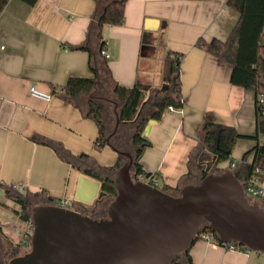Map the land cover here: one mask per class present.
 <instances>
[{"label":"crops","instance_id":"0c3cea01","mask_svg":"<svg viewBox=\"0 0 264 264\" xmlns=\"http://www.w3.org/2000/svg\"><path fill=\"white\" fill-rule=\"evenodd\" d=\"M225 1L126 0L123 23L97 29L94 0H36L32 5L9 0L0 14V184L22 186L26 194H41L58 206L65 201L75 210L98 200L99 182L43 143L61 145L73 156L88 155L102 168L118 161L110 147L96 150L95 124L61 97L60 88L69 77H93L89 54L79 49L84 42L123 87L138 83L160 88L165 57L178 54L181 113L166 111L148 124L150 145L137 161L145 173L142 181L174 193L189 168L197 180L191 156L201 147L207 114L242 136L235 141L232 161L216 166L235 170L256 143L254 95L230 84V69L195 45L199 39L224 42L230 36L239 13ZM100 42L108 58L99 54ZM31 86L50 100L31 96ZM260 185L263 195L254 203L264 208V172ZM15 206L0 187V236L13 247L18 245L13 238L18 224L27 223L12 213ZM27 232L26 225L21 244ZM189 255L193 264H264L258 253L209 244L200 236Z\"/></svg>","mask_w":264,"mask_h":264},{"label":"trees","instance_id":"16d2710c","mask_svg":"<svg viewBox=\"0 0 264 264\" xmlns=\"http://www.w3.org/2000/svg\"><path fill=\"white\" fill-rule=\"evenodd\" d=\"M9 0H0V14ZM29 5L36 0H22ZM95 11L93 23L97 29L105 25H120L124 21V5L126 0H94ZM226 5L239 13V20L226 41L211 40L205 42L199 39L196 46L204 48L217 60L221 67L230 69V84L252 92L255 99V145L245 152L241 164L233 170L235 177L245 190L249 182L262 179L264 172V104L258 103V97L264 100V0H226ZM99 37V35H97ZM100 42L99 54L104 48ZM89 54L88 67L93 74L92 78L69 77L60 88L62 99L77 108L84 118L91 120L97 128V137L94 142L96 150L112 147L117 150H129L133 156L131 176L138 181L139 175H145L138 158L142 151L150 144L145 137V131L150 122L158 121L168 107L178 110L182 107L179 81L178 54L165 57L164 84L167 90L160 88L150 90L147 86L134 84L131 87L120 86L111 76L106 61H100L93 54L86 42L79 47ZM116 127V130L114 131ZM201 147L191 158H194V167L198 177L192 178V168L181 181V185L196 184L209 173H222L228 168L216 169V166L225 161L231 162V151L235 141L242 137L232 127L214 122L212 115L205 116L200 129ZM36 141V138H33ZM45 145L53 147L57 155L71 167L81 171L99 182V196L92 205H84L77 209L92 218L101 215H92L94 206L101 204L105 207L115 196L112 172L119 168L124 157L119 156L113 167L102 168L88 155L73 156L61 145L51 144L43 140ZM250 162H248V158ZM190 158V159H191ZM121 163V164H120ZM258 169L260 173L255 172ZM192 181V182H191ZM5 195L18 207L12 213L23 222H31L30 204H54L56 202L41 194H26L14 187L3 185ZM163 191H166L163 190ZM176 192L171 194H176ZM167 192V191H166ZM200 231H208L213 239L221 245L208 226L201 227ZM198 237V236H197ZM30 236L27 238L29 243ZM241 249H245L241 247ZM12 257L18 256L20 246H10ZM190 250V249H189ZM189 250L177 256L172 264H193ZM11 257V258H12Z\"/></svg>","mask_w":264,"mask_h":264},{"label":"water","instance_id":"95a60500","mask_svg":"<svg viewBox=\"0 0 264 264\" xmlns=\"http://www.w3.org/2000/svg\"><path fill=\"white\" fill-rule=\"evenodd\" d=\"M110 148L125 160L112 172L115 196L106 216L32 206L29 250L6 264H172L203 226L221 243L244 247L264 261V208L249 201L232 170L209 173L171 194L134 181L130 151Z\"/></svg>","mask_w":264,"mask_h":264},{"label":"built area","instance_id":"2783aa9c","mask_svg":"<svg viewBox=\"0 0 264 264\" xmlns=\"http://www.w3.org/2000/svg\"><path fill=\"white\" fill-rule=\"evenodd\" d=\"M0 49H3V47H0ZM101 54L105 58H108V54H107V52L105 50H102ZM29 91H30L31 96L36 97V98H40V99H42L44 101H49L50 98H51V96L49 94H45V93H42V92L38 91L37 89L34 88V86H31ZM257 100H258L259 104H264V100H263L262 96H259ZM167 111L181 113V111L179 109L176 110V109H174L171 106L168 107ZM263 140H264V138H263ZM255 172L260 173V171L258 169H256ZM143 179H144V175H139L138 180H143ZM14 187L16 189H18V190H21V189L24 188L22 186H15V185H14ZM244 192H245L247 197L248 196L260 197L261 195H263V188L260 185V180H253V181L249 182V184L246 187V189L244 190ZM60 206L69 207L70 205H67V202L63 201V202H61ZM26 225H27L28 232L26 233V235L24 237L26 242L23 245H24L25 248L28 249L30 244L27 242V238L31 234L32 224H31V222H27ZM198 236H200V238H202L204 241H206L209 244L216 243V241L213 239V237L211 236V234L208 231H200ZM221 245L223 247H226V248L231 249V250L243 251L246 254L251 252L250 250H248L246 248L245 249H241V246H238V245H235V244H224V243H221Z\"/></svg>","mask_w":264,"mask_h":264},{"label":"rangeland","instance_id":"374dc122","mask_svg":"<svg viewBox=\"0 0 264 264\" xmlns=\"http://www.w3.org/2000/svg\"><path fill=\"white\" fill-rule=\"evenodd\" d=\"M164 85V84H163ZM163 85H161V87L163 86ZM160 87V88H161ZM124 160H122L121 161V163L123 162ZM120 163V164H121ZM161 189V188H160ZM248 199H249V201L251 202V203H254V202H256L257 200H258V197H254V196H248ZM36 204H30L29 206H28V209H27V211L28 212H30V209H31V207L32 206H35ZM102 205L100 204V206H98V205H95L94 206V209H96V210H98V209H100V210H103V209H101L102 207H101ZM101 207V208H100ZM14 208H16V206L14 207ZM102 212V211H101ZM100 211H93V214L94 215H100V213H101ZM26 231V225L25 224H23L22 222L21 223H19L18 224V226H17V230L14 232V234H13V238H14V241L20 246V250H19V252H18V254L19 255H21V254H23L24 252H26V251H28L29 250V248L27 249V248H25L24 247V245L23 244H21V241H22V239H23V233ZM7 243L9 244V242H6L5 240H3V238L0 236V254L3 256V261H4V263L6 264L7 262H8V260L12 257V253L13 252H11L10 250H9V245H7Z\"/></svg>","mask_w":264,"mask_h":264},{"label":"flooded vegetation","instance_id":"af4514ba","mask_svg":"<svg viewBox=\"0 0 264 264\" xmlns=\"http://www.w3.org/2000/svg\"><path fill=\"white\" fill-rule=\"evenodd\" d=\"M91 214L93 215V212H91ZM100 215L101 216H99V218H104L105 216H106V213H104L103 211L100 213ZM0 256H2L1 254H0ZM2 258H3V256H2ZM3 264H5L4 263V261H3Z\"/></svg>","mask_w":264,"mask_h":264}]
</instances>
